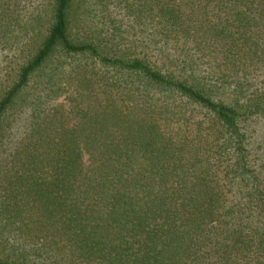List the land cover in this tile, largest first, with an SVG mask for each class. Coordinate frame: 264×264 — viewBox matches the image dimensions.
Segmentation results:
<instances>
[{"label": "trees", "instance_id": "1", "mask_svg": "<svg viewBox=\"0 0 264 264\" xmlns=\"http://www.w3.org/2000/svg\"><path fill=\"white\" fill-rule=\"evenodd\" d=\"M0 264H264V0H0Z\"/></svg>", "mask_w": 264, "mask_h": 264}, {"label": "rangeland", "instance_id": "2", "mask_svg": "<svg viewBox=\"0 0 264 264\" xmlns=\"http://www.w3.org/2000/svg\"><path fill=\"white\" fill-rule=\"evenodd\" d=\"M60 102H62V104H63V106H64V109H65V107L67 106L66 105V103L64 102V100L63 99H60V100H58V103L60 104ZM67 108V107H66ZM66 111V110H65Z\"/></svg>", "mask_w": 264, "mask_h": 264}]
</instances>
